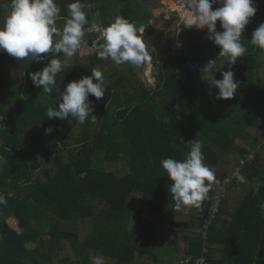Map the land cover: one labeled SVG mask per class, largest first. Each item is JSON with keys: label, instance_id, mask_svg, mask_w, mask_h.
Returning <instances> with one entry per match:
<instances>
[{"label": "trees", "instance_id": "trees-1", "mask_svg": "<svg viewBox=\"0 0 264 264\" xmlns=\"http://www.w3.org/2000/svg\"><path fill=\"white\" fill-rule=\"evenodd\" d=\"M55 2L61 9L58 18L64 20L63 25L68 16L67 5L73 0ZM81 2L88 5L84 9L87 28L92 24V15L105 10L101 0ZM136 6L120 11L130 23L147 18L140 16L141 10ZM262 11H256L247 25L249 30L246 26L242 32V43L248 51L231 68L234 80L240 84L234 100L215 98L218 89L212 80H221V72L212 71L202 78L200 68L206 61L197 47H210V60H215L220 51L208 38L207 29H185L182 24L174 48L160 50L157 86L148 87L136 73V67L129 64V74L121 75L111 86L105 84L103 98L97 101L89 96L94 106L92 114L97 117L95 124L91 118L80 124L72 117L61 120L46 116L47 108L57 105L53 98L56 92L71 82L76 73L69 65L57 74L51 95L44 93L40 99L33 98L35 86L32 81L31 86L27 85L31 80L29 73L40 71L58 54H42L47 58L36 62L30 58L17 61L0 52V116H4L2 124L6 128L0 131V195L7 200L6 206L0 205V264H91L96 255H102L105 264H136L138 256H154V245L158 248L159 240L167 232L174 235L168 241L171 244L161 245L166 249L174 247L169 253L173 259L178 258L181 250L182 258L178 261L199 257L208 247L207 264H213L214 251L230 240L243 238V230L250 235L244 239L248 244L264 245V217L258 209V204L264 202V159L261 163L259 153L252 161L243 159L264 139V86L257 84L254 74H250L252 67L257 66L255 57L259 49L249 42L256 29L254 22L264 19ZM150 18V25L155 24L156 18ZM217 31H222L219 22ZM144 33L147 37L162 38L152 27ZM94 41H87L91 49ZM94 52L88 69L103 72L106 68L101 64L112 61L98 59L97 51ZM14 73L19 75L18 79L12 78ZM48 128L52 132L45 135ZM249 130L255 131L253 137ZM238 139L249 147L239 148L245 161L240 173L247 182L239 183V187H245L240 188V193L229 195L224 181L236 170L235 164L230 171L220 168L227 164L220 153L239 156ZM194 140L202 142L204 163L215 171L219 187L223 188L217 218L207 226L205 218L217 201L219 187L213 184L201 208H192L183 217L182 212L174 210L168 192L171 181L160 165L165 158L183 160L190 151L189 142ZM43 152L45 159L40 156ZM106 162L117 166L107 170ZM233 182L236 184L237 180L234 178ZM257 183L260 192L254 196ZM136 193L142 195L140 210L146 206L152 216L160 214V228L147 223L137 241L129 229L134 215L130 200ZM94 201L103 205L98 214ZM231 202L235 203L232 209ZM225 212L231 216L229 220L221 218ZM140 216V212L134 215L135 225L140 223ZM10 218L18 221L22 231L8 224ZM220 223L230 229L229 233L222 232ZM232 228L236 231L232 232ZM29 244L36 247L30 249ZM66 244L72 250V259L62 256Z\"/></svg>", "mask_w": 264, "mask_h": 264}, {"label": "clouds", "instance_id": "clouds-1", "mask_svg": "<svg viewBox=\"0 0 264 264\" xmlns=\"http://www.w3.org/2000/svg\"><path fill=\"white\" fill-rule=\"evenodd\" d=\"M182 22L185 29L204 31L208 38L219 47L218 58H225L229 70L221 72L222 79L212 80L218 92L217 100H230L237 93L240 84L234 80L232 66L238 58L243 57L248 49L242 43V32L250 19L256 15L257 8L253 0H182ZM220 5L213 10V5ZM88 5L81 0H73L67 5L68 16L62 27L57 26V18L61 9L55 0H10V11L0 26V52H6L17 61L30 58L41 62L49 54H63L65 59L50 58L40 71L29 73V78L35 87H42V92L53 93L56 86V76L67 66L68 59L77 54L81 48L86 33H100L94 41L97 58L111 60L117 65L128 63L133 67H141L149 59L146 45L133 23L123 16L117 15L113 22L101 28L95 23L88 25ZM217 22L222 31H217ZM103 41V43H100ZM250 44L264 51V23L252 33ZM47 54V57L42 55ZM217 58V59H218ZM217 60H209L200 68L202 78H207L216 66ZM95 81V83L93 82ZM104 76L98 69L91 70V76H83L69 82L63 92H60L56 106H49L46 116L49 119L68 120L69 117L83 124L91 118V123L97 122L93 115L94 106L89 96L99 101L105 96ZM4 116H0V122ZM0 129H6L0 124ZM52 132L45 129V135ZM190 151L183 160L165 158L160 165L171 184L168 192L174 202V210L187 214L192 208H201L202 202L208 198L213 184L220 186L215 171L204 163L202 142L194 140ZM238 183H246V178L237 169L233 174ZM229 175L228 178L231 176ZM225 179L224 184H232ZM260 192V184L253 189V195ZM0 205H7V200L0 195ZM259 214L264 217V202L258 204ZM91 264H105L102 255L91 258Z\"/></svg>", "mask_w": 264, "mask_h": 264}, {"label": "rangeland", "instance_id": "rangeland-1", "mask_svg": "<svg viewBox=\"0 0 264 264\" xmlns=\"http://www.w3.org/2000/svg\"><path fill=\"white\" fill-rule=\"evenodd\" d=\"M101 1L103 4L101 8H103L105 11L101 10L100 12L92 15L93 16L92 23L97 24L101 28H104V27H106L105 25H108L109 23L113 22L114 17H116L117 15L124 17L123 13L120 12L121 9H123L124 7L132 6V5H137L136 6L137 8L139 7V9L141 10L140 16H142V17H150L151 16V17L156 18L155 24H151L148 27H150V28L152 27V29H154V28L157 29V31L161 33L162 38H161V40H159L156 37H147V35L144 32L147 30L148 27L145 30H142V32L138 34L142 37V39L146 45V51L148 52L149 59L144 62L143 67L136 68V71H137L136 73L138 74L140 79L148 87L154 88L158 84L157 75L159 73V66H160V50L162 48L173 49L174 46L176 45L177 41H178V37H179V34L181 32V30H179L178 27L182 26V24L180 25V22H182V11H180L179 9H176V7H178L179 4L183 6V3H181L182 0H101ZM219 6L220 5H218V4L213 5V10ZM9 11H10V3H8V0L0 1V26H2L3 20L8 15ZM62 21H64V20L57 21L58 27L63 26ZM175 22H176V24L174 25ZM171 23H172L173 27H171ZM174 26H175V28H174ZM171 30H173V31L170 32ZM99 35H100V33H98V32L86 33L85 37L83 38L81 48L78 50L77 54L74 55L72 58L68 59L67 65H69L73 69V71H76L74 76L71 78L72 81L78 80L83 76H91V71H90V69H88V68H91L89 66L90 65L89 59L91 60L90 56L93 55L95 52L91 49V46L88 45L87 41L89 38L95 39V41H96L98 39ZM207 56H209V54ZM58 58L59 59H65V57L63 56L62 53L58 54ZM102 64H101V66L106 68V70L103 69V72L101 71L103 73V76H104V85L103 86H105V84H106V86H111L112 84L117 82L118 77H120L121 75H124V74H129V72H128L129 64L128 63L117 65L114 62H108L106 64H103V65ZM44 66H46V65H44ZM97 68H99V66ZM149 68H150V70H149ZM16 72H20V71H16ZM18 77H19V75H16L15 73L12 75L13 79H18ZM28 83L29 84H27V85L31 86V83H32L31 80H29ZM207 83L211 84L209 81ZM67 84L60 87V89L54 95L53 98H54L55 104H58L60 92H63V90ZM26 90L27 89H25V91ZM34 90H35V96L36 97L34 96L33 98L40 99L44 96V93L42 92V87H39V88L35 87ZM232 100H234V99H232ZM44 103H46V101H44ZM239 111L243 112L242 110H239ZM261 121H262V123H264V119ZM0 124H2V122H0ZM1 130L2 129H0V131ZM248 132H249L250 136H252V137L255 135L254 130H249ZM248 140H251V139H248ZM251 141H253V140H251ZM236 145L238 146L236 149V152L239 156H232L233 153L228 154V155H225V153H222V152L220 153L223 157V160H225V162H227L226 165H220V168H222L223 170L230 171L231 166L233 164H235L234 170L235 169L240 170L243 167L242 164H240V162H243L242 161L243 157H242V154H241L239 148L241 146L243 148L249 149V147H247L246 143H243L242 140H240V139L236 140ZM52 150H50V151H52ZM257 153H259L260 162H261L262 161L261 159H264V139L260 141L259 146L256 147V149L251 148V151L247 155H245L243 159H245V160L249 159L250 161H252L253 159L256 158ZM40 156H41V159L46 158V155L44 154V152L40 153ZM261 163H263V162H261ZM116 166H117L116 163H113V162L112 163L111 162L105 163V168L107 170H113ZM217 180H220V179L218 178ZM251 185L252 184H250V186ZM239 186H240L239 183L236 182V184H235V182H233L232 184H229L228 186H226L225 192L230 191V192H228L229 195H234V194H237L238 192L240 193V191H241L240 188L244 189L245 187H239ZM130 202L134 208V215H136L139 212L141 213V216L139 218L140 219L139 224L135 225L134 215H133V218L131 219V221L129 222V224H130L129 229L134 233V240H135V239H137L138 234L141 231H143L144 224L148 223V222L153 223L152 219H154V217L152 216L153 214L151 213V211L146 206L142 210H140L141 209V203H142V195L140 193L134 194L132 196ZM93 204H94V208H95V213L98 214L100 212V209L103 207V205L99 204L97 201H94ZM231 204H233L234 206H231L230 209L235 207V203L231 202ZM229 205L230 204H228L227 209L229 208ZM225 210H226V208H225ZM225 213H227V212H225ZM188 214L189 213H187V214L183 213L182 216L183 217L188 216ZM155 215L157 217L154 219V221L157 222V219L159 218L160 215H158V214H155ZM222 215L224 216V213ZM155 222H154V224L158 225ZM8 224L12 228L16 229L17 231H19V232L22 231L18 225V221L15 218H10L8 220ZM84 233L85 232L82 231V234H84ZM46 238H48V237H46ZM67 244H66V246L63 247L64 250H63L62 256H64V257L68 256L72 259L73 258L72 250ZM28 247L30 249H33L36 247V245L29 244ZM154 247H155V249H157V245ZM160 248L162 249L163 247H158V249L155 252H153V255L155 257L158 254H161L162 251L160 250ZM157 252H159V253H157ZM154 256H148V258H145V257L139 258L138 257L137 261H138V263H142L144 260L148 259L147 263L150 264V263L155 261Z\"/></svg>", "mask_w": 264, "mask_h": 264}, {"label": "crops", "instance_id": "crops-1", "mask_svg": "<svg viewBox=\"0 0 264 264\" xmlns=\"http://www.w3.org/2000/svg\"><path fill=\"white\" fill-rule=\"evenodd\" d=\"M253 3L256 6L257 10L264 9V0H253ZM262 17L264 18V12L263 11H262ZM253 18L254 17H252L250 19V21ZM59 20H61V18L60 19L57 18V21H59ZM262 23H264V19L263 20L262 19H258V20L256 19V21L254 22V26L253 27L257 28ZM181 24H183V22H180V25ZM178 28H179V30L182 31V27L181 26L178 27ZM248 30H249V26L246 27V31H248ZM249 35H251V34H249ZM249 35H246V36H249ZM197 50H198L199 53H201V55L205 59L206 63L210 60V58H211V56L213 54L212 49H210V47H205L204 45H199L197 47ZM258 51L259 52L257 53V57H255V60L257 61V66L256 67H254V66L252 67V70H251L250 74L251 73L254 74V81L257 84H262L264 86V51H261L260 49ZM208 54H209V56H207ZM217 58H218V56L215 58V60H217L215 67H217L218 69L217 68L213 69V73L215 74V72H218V71L219 72L228 71V65L226 64V59L222 58V57L218 58V59ZM238 70L241 71V69H238ZM210 79H211V77H210ZM237 80H239V77H237ZM225 214L226 213H224V215ZM158 215H160V214H158ZM153 217H157V216L154 215ZM223 217L224 216L221 215V218L223 220H229L231 218V216H229V215L225 216L226 219H224ZM216 218H217V216L215 217V219ZM154 219H152L153 223H151V222H148V223L152 224L156 229H159L160 228V220L158 218L157 222H155ZM215 219H214V221H215ZM154 222L157 223L158 225H155ZM146 224L147 223L144 224V229L146 228L145 227ZM227 224H229V223H227ZM220 225H221V223H220ZM219 228H221L223 233L224 232L226 234L229 233L230 229L226 228V226L221 225ZM239 230H242V228L241 229L239 228ZM233 231H236V228H232V232ZM242 233L244 234L243 238L242 237L239 238L238 241H236V242H233V241L230 240V242H228V244L225 243L224 246L218 247L214 251V256L209 254L210 256L213 257V258H211L214 261L213 264H264V245H257L256 246V244H253V245L248 244V241L244 240L245 236H248V237L250 236L249 233H248V230H246V232L243 230ZM240 234H241V232H240ZM173 236H174L173 234L167 232L165 238L163 240H161V239L159 240L160 241V246L159 247H163L164 244L165 245H167V244L170 245L171 243H169V242L171 240V237H173ZM135 241H137V240L135 239ZM154 246H156V245H154ZM157 249H155V251ZM206 249H207L206 254H208L209 248L206 247ZM160 250L162 252H161V254H158L156 256V262L154 261V262H152L150 264H178L179 261H180V260L178 261V259L182 258L181 257V255H182V251L181 250L179 251L180 255L176 259H173L169 255L170 252L174 251V247L168 246L167 249L166 248H162V249L160 248ZM155 251L153 250V252H155ZM157 253H159V252H157ZM138 257H137V259H138ZM157 258H158V261H157ZM147 261H148V259L144 260L142 263H136V264H148Z\"/></svg>", "mask_w": 264, "mask_h": 264}, {"label": "built area", "instance_id": "built-area-1", "mask_svg": "<svg viewBox=\"0 0 264 264\" xmlns=\"http://www.w3.org/2000/svg\"><path fill=\"white\" fill-rule=\"evenodd\" d=\"M243 162H241L242 166L244 165L245 161L242 160ZM241 170V169H240ZM239 170V172H240ZM234 175H231L228 178V182L232 181L234 179ZM223 188L219 187V190L217 192V196H216V203L214 204V206L210 209V211L207 213V217L205 218V222L207 226L208 224L212 223L216 217V215L219 213V207L223 198V193H222ZM206 252L207 249H204V252L201 256L196 257V258H192V257H184L179 264H207V256H206Z\"/></svg>", "mask_w": 264, "mask_h": 264}, {"label": "water", "instance_id": "water-1", "mask_svg": "<svg viewBox=\"0 0 264 264\" xmlns=\"http://www.w3.org/2000/svg\"><path fill=\"white\" fill-rule=\"evenodd\" d=\"M135 26L136 29H139L141 27H144V30L149 26L150 23V18L147 19H142V20H137L135 22H132ZM100 43H103V41H100ZM92 50L96 51V48L94 47V45L92 46Z\"/></svg>", "mask_w": 264, "mask_h": 264}, {"label": "bare ground", "instance_id": "bare-ground-1", "mask_svg": "<svg viewBox=\"0 0 264 264\" xmlns=\"http://www.w3.org/2000/svg\"><path fill=\"white\" fill-rule=\"evenodd\" d=\"M176 9H179L180 11H182L181 10V7H180V4H179V6L178 7H176ZM147 18H150V17H147ZM147 18H144V19H147ZM139 20H142V19H139ZM137 21V20H136ZM133 22H135V21H133ZM150 23H151V18H150ZM150 23H149V25H150ZM142 30H144V27H141V31L140 32H138V34L139 33H141L142 32ZM149 70H150V68H149Z\"/></svg>", "mask_w": 264, "mask_h": 264}]
</instances>
